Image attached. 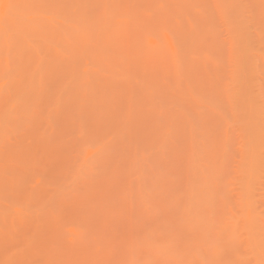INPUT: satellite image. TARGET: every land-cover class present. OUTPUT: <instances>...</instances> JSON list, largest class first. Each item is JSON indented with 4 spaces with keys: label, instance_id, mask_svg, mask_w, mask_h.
Listing matches in <instances>:
<instances>
[{
    "label": "rangeland",
    "instance_id": "1",
    "mask_svg": "<svg viewBox=\"0 0 264 264\" xmlns=\"http://www.w3.org/2000/svg\"><path fill=\"white\" fill-rule=\"evenodd\" d=\"M235 1L0 0V264L263 260L264 0Z\"/></svg>",
    "mask_w": 264,
    "mask_h": 264
},
{
    "label": "bare ground",
    "instance_id": "2",
    "mask_svg": "<svg viewBox=\"0 0 264 264\" xmlns=\"http://www.w3.org/2000/svg\"><path fill=\"white\" fill-rule=\"evenodd\" d=\"M80 1H81V0H80ZM133 1H135V0H133ZM160 1H161V0H160ZM174 1H175V0H174ZM236 1H237V0H236ZM236 1H235V2H236ZM85 2H86V1H84V3H83V7H84V8H85V6H84ZM103 2H104V1H103ZM105 2H106V0H105ZM108 2H109V0H108ZM176 2H177V0H176ZM186 2H187V1H186ZM217 2H218V1H217ZM239 2H240V1H239ZM7 3L9 4V2H7ZM140 3H142V2H140ZM162 3H163V2H162ZM215 3H216V2H215ZM226 3H229V2H226ZM226 3H225V4H226ZM232 3H233V1H232ZM19 4H20V3H19ZM80 4H81V3H80ZM125 4H126V3H125ZM164 4H165V3H164ZM168 4H169V2H168ZM207 4H208V0H207ZM209 4H210V3H209ZM220 4H221V2L219 3V6H220ZM77 5H78V4H77ZM85 5H86V4H85ZM104 5H105V3H104ZM108 5H110V3H109ZM138 5H139V3H138ZM143 5H144V3H143ZM222 5H223V4H222ZM234 5H235V4H234ZM122 6H123V5H122ZM226 6H228V4H227ZM3 7H4V6H3ZM80 7H81V6H80ZM136 7H137V5H136ZM161 7L163 8V6H161ZM161 7H160V9H161ZM222 7H223V6H222ZM231 7L233 8V6H231ZM238 7H241V5L238 6V4H237V8H238ZM8 8H9V6H8ZM75 8H76V7H75ZM105 8H106V7H105ZM144 8H145V7H144ZM144 8H143V9H144ZM156 8H157V7H156ZM179 8H180V7H179ZM3 9H4V8H3ZM9 9H10V8H9ZM108 9H109V8H108ZM165 9H167V8H165ZM212 9H213V8H212ZM214 9H215V6H214ZM216 9H217V7H216ZM223 9H224V7H223ZM234 9H235V8H234ZM4 10L6 11V9H4ZM70 10H71V9H70ZM81 10H82V9H81ZM129 10H130V8H129ZM131 10H132V9H131ZM218 10H219V9H218ZM229 10H230L231 12H233V11L231 10V8H230ZM240 10H241V8H240ZM174 11H175V10H174ZM174 11H173V14H174ZM176 11H177V9H176ZM207 11H208V10H207ZM214 11H215V10H214ZM216 11H217V10H216ZM216 11H215V12H216ZM219 11H220V10H219ZM226 11H227V9H226ZM11 12H13V11H11ZM105 12H106V11H105ZM140 12H142V11H140ZM236 12H237V11H236ZM236 12L234 11L235 15H236ZM4 13H5V12H4ZM14 13H16V12H14ZM14 13H13V14H14ZM103 13H104V11H103ZM133 13H134V12H133ZM138 13H139V12H138ZM138 13H137V14H138ZM225 13H226V12H225ZM115 14H117V13H115ZM124 14H125V13H124ZM139 14H140V13H139ZM222 14H224V12H222ZM227 14H229V16H227V17H230V13H226V15H227ZM240 14H241V12H240ZM3 15H4V14H3ZM5 15H7V14H5ZM104 15H106V14H104ZM134 15H135V14H134ZM166 15H167V14H166ZM238 15H239V11H238ZM238 15H237V17H238ZM15 16H16V14H15ZM22 16H23V15H22ZM77 16H78V15H77ZM113 16H114V15H113V12H112V13H111V17H113ZM221 16L223 17V15H221ZM1 17H2V15H1ZM11 17H12V16H11ZM44 17L46 18L47 16H44ZM50 17H53V16L50 15ZM50 17L47 18L48 21H49ZM78 17H79V16H78ZM106 17H107V16H106ZM106 17H104V19H105ZM234 17H235V16H234ZM3 18H4V17H3ZM108 18H110V17H109V14H108ZM16 19H17V18H16ZM20 19H21V18H20ZM22 19H23V17H22ZM34 19H35V17H34ZM51 19H52V18H51ZM74 19H75V17H74ZM12 20H13V19H12ZM25 20H26V18H25ZM52 20H53V19H52ZM68 20L70 21V19H68ZM76 20H77V18H76ZM76 20H75L74 23H76V24L78 25V23L76 22ZM105 20H106V19H105ZM108 20H109V19H108ZM231 20H234V19L231 18ZM238 20H239V18H238ZM238 20H237V21H238ZM241 20H242V18H241ZM2 21H3V20H2ZM2 21H1L0 23H2ZM19 21H20V20H19ZM22 21H23V20H22ZM22 21H21L20 23H22ZM32 21H33V20H32ZM62 21H63V19H61V21H60L61 24H62ZM72 21H73V19H72ZM80 21H81V20H80ZM101 21H102V19H101ZM106 21H107V20H106ZM168 21H170V20H168ZM17 22H18V21H17ZM51 22H52V21L50 20V23H51ZM66 22H67V20H64V21H63V23H66ZM110 22H111V18H110ZM166 22H167V21H166ZM234 22H235V21H234ZM241 22H242V21H241ZM67 23H68V25H69V27H70V26H71L70 23L72 24L73 22L70 21V22H67ZM87 23L89 24L90 22H87ZM103 23H105V21H103ZM51 24H55V26H56V23H51ZM82 24H84V20H83ZM91 24H92V23H91ZM108 24H109V21H108ZM111 24H112V23H111ZM159 24H160V23H159ZM175 24H176V23H175ZM178 24H179V22H178ZM239 24H240V23H239ZM31 25H32V24H31ZM33 25H34V24H33ZM72 25H73V24H72ZM85 25H86V23H85ZM100 25H101V24H100ZM104 25H105V24H102V26H101L102 30H103V26H104ZM176 25H177V24H176ZM233 25H235V24L233 23ZM26 26H27V25H26ZM36 26H37V25H36ZM55 26H54V29L56 28ZM62 26H63V25H62ZM64 26H65V25H64ZM79 26H80V24H79ZM107 26H108V25H107ZM110 26H111V25H110ZM110 26H109V28H110ZM236 26H237V25H236ZM241 26H242V24H241ZM48 27H49V26H48ZM51 27H52V29H53V25H52ZM58 27H60V26H58ZM66 27H67V25H66ZM73 27H74V26H73ZM77 27H78V26H77ZM77 27H75V28H77ZM84 27H87V26H84ZM91 27H92V26H91ZM111 27H112V26H111ZM37 28H38V30L40 29L39 27H37ZM64 28H65V27H64ZM78 28H79V27H78ZM105 28H108V27H106V25H105ZM191 28H192V27H191ZM211 28H212V27H211ZM234 28H235V27H234ZM241 28H242V27H241ZM244 28H245V27H244ZM244 28H243V31L246 33V31H245L246 28H245V29H244ZM18 29H19V28H18ZM52 29H51V30H52ZM59 29H60V31L62 30L61 28H59ZM99 29H100V27H99ZM207 29H209V28H207ZM3 30H4V29H2V31H3ZM11 30H12V29H11ZM44 30H45V29H43V31H44ZM46 30H48V29H46ZM56 30H57V29H56ZM64 30H66V29H64ZM80 30H82V29L80 28ZM113 30H114V28H113ZM193 30H194V29H193ZM27 31L29 32V30H27ZM31 31H32V30H31ZM31 31H30V32H31ZM75 31H76V30H75ZM75 31H73V32H75ZM97 31H98V29H97ZM99 31H100V30H99ZM117 31H118V30H117ZM234 31L236 32V30H234ZM247 31H248V30H247ZM254 31H255V30H254ZM3 32H4V31H3ZM13 32H14V31H13ZM13 32H12V33H13ZM21 32H22V31H21ZM85 32H86V31H85ZM91 32H92V31H91ZM91 32H90V33H91ZM94 32H95V31H94ZM239 32H240V31H239ZM239 32H238V34H239ZM12 33H11V34H12ZM17 33H18V31H17ZM19 33H20V32H19ZM44 33L47 34V32H44ZM52 33H53V30H52ZM64 33H65V32H64ZM77 33H78V32H77ZM79 33H80V31H79ZM87 33H89V31H88ZM90 33H89L88 35H90ZM100 33H101V32H100ZM120 33H121V32H120ZM240 33H241V32H240ZM245 33H244V37H245ZM23 34H24V33H23ZM23 34H21V36H22ZM54 34H55V33H54ZM62 34H63V30H62ZM65 34H66V33H65ZM96 34H97V33H96ZM115 34H116V33H115ZM235 34H236V33H235ZM238 34H237V35H238ZM258 34H259V33H258ZM9 35H10V33H9ZM27 35H28V34H27ZM27 35L24 34V40L26 39V37H27V39H28V36H27ZM51 35H52V34H51ZM51 35H50V36H51ZM63 35H64V34H63ZM81 35H82V34H81ZM86 35H87V34H86ZM101 35H104V34L102 33ZM109 35H110V34H109ZM237 35L235 36V38H237V40H238L240 37H239V35H238V36H237ZM240 35H241V34H240ZM5 36H6V35H5ZM25 36H26V37H25ZM45 36H47V35H45ZM71 36H72V35H71ZM97 36H98V35H97ZM114 36H115V35H114ZM11 37H12V36H11ZM63 37H64V36H63ZM63 37H62V38H63ZM66 37H67V36H66ZM68 37H69V36H68ZM81 37H82V36H81ZM84 37H85V35H84ZM89 37H91V36H89ZM100 37H101V36H100ZM104 37L106 38V36H104ZM107 37H108V35H107ZM126 37H127V36H126ZM255 37H256V35H255ZM3 38H4V36H3ZM22 38H23V37H22ZM47 38H48V37H47ZM64 38H65V37H64ZM74 38H75V37H74ZM87 38H88V37H87ZM94 38H95V35H94ZM96 38H97V37H96ZM96 38H95V39H96ZM231 38H232V37H231ZM245 38H247V36H246ZM250 38H251V36H250ZM12 39H13V38H12ZM14 39H15V38H14ZM27 39H26V41H25V44H26V42L30 41V39H29L28 41H27ZM39 39H40V38H39ZM4 40H5V39H4ZM10 40H11V38H10ZM60 40H61V39H60ZM83 40H84V38H83ZM86 40H87V39H86ZM104 40H105V39H104ZM237 40H236V41H237ZM248 40H249V39H248ZM251 40H253V39H251ZM2 41H3V40H2ZM15 41H16V40H15ZM42 41H45V40L42 39ZM68 41H69V40H68ZM87 41H88V40H87ZM87 41H86V42H87ZM90 41H91V44H93V43L95 42V41H93L92 39H91ZM90 41H89L88 43H90ZM92 41H93V43H92ZM108 41H109V40H108ZM236 41H235V42H236ZM246 41H247V40H246ZM6 42H7V41H6ZM6 42H5V43H6ZM30 42H31V41H30ZM49 42H50V41H49ZM49 42H48V43H49ZM79 42H80V40H79ZM127 42H128V41H127ZM140 42H141V41H140ZM12 43H14V42H12ZM18 43H19V42H18ZM28 43H29V42H28ZM48 43H46V44H48ZM61 43H62V41H61ZM64 43H65V41H64ZM69 43H70V42H69ZM98 43H99V42H98ZM114 43L116 44V42H114ZM129 43H130V42H129ZM239 43H241L240 40H239ZM247 43H248V41H247ZM14 44H15V43H14ZM30 44H31V43H29V45H30ZM70 44H71V43H70ZM70 44H69V45H70ZM94 44H95V43H94ZM229 44H230V43H229ZM232 44H234V42H233ZM15 45H16V44H15ZM29 45H28V46H29ZM63 45H64V44H63ZM66 45H67V44H66ZM117 45H119V44H117ZM19 46H20V44H19ZM32 46H33L32 48L34 49V47H36V44L33 45V43H32ZM85 46L87 47V44H86ZM152 46L154 47V44H153ZM229 46H230V45H229ZM235 46H236V48L238 47V46H237V43H236V45H234V48H235ZM61 47H62V45L60 46V50H58L59 47L56 48V50H57L56 52L60 51V53H63L62 50H61V49H62ZM71 47H72V45H71ZM74 47H76V45H75ZM78 47H79V46H78ZM83 47H84V46H83ZM94 47H95V46H94ZM156 47H158V45H156ZM7 48H8V47H7ZM15 48H16V47H15ZM37 48H38V47H37ZM172 48H173V47H172ZM232 48H233V47H232ZM236 48H235V49H236ZM4 49H5V48H4ZM17 49H19V48H17ZM21 49H22V48H21ZM48 49H49V48H48ZM54 49H55V48H54ZM76 49H77V48H76ZM85 49H86V48H85ZM98 49H99V47H98ZM108 49H109V48H108ZM228 49H229V48H228ZM35 50L37 51V49H35ZM92 50H93V49H92ZM95 50H96V48H95ZM101 50H102V49H101ZM104 50H105V49H104ZM232 50H234V49H232ZM234 51H235V50H234ZM16 52H17V50H15V53H16ZM46 52H47V51H46ZM56 52H55L54 54H56ZM80 52H81V51H80ZM35 53H36V52H35ZM40 53H41V52H40ZM85 53H86V52H85ZM88 53H89V52H88ZM230 53H232V51H230ZM233 53H235V52H233ZM236 53L238 54V51H237ZM239 53H240V52H239ZM37 54H38V55H37ZM42 54H43V53H42ZM78 54H79V53H78ZM82 54H83V52H82ZM95 54L97 55V53H95ZM107 54H108V52H107ZM3 55H4V54H3ZM5 55H6V54H5ZM17 55H19V53H18ZM17 55L15 54V56H16V60H17V62H18ZM36 55L39 56L38 51H37ZM44 55H45V54H44ZM44 55L42 56V58L44 57ZM61 55H62V54H61ZM92 55H93V54H92ZM103 55L105 56V54H103ZM230 55H231V54H230ZM232 55H233V54H232ZM239 55H241V53H240ZM239 55H238V56H239ZM19 56H20V55H19ZM94 56H95V55H94ZM112 56H113V55H112ZM238 56H237V57H238ZM242 56H243V55H242ZM242 56H241V58H242ZM57 57H58V56H57ZM96 57H98V56H96ZM232 57H234V55H233ZM39 58H41V56H40ZM44 58L47 59V57H44ZM62 58H63V57H62ZM66 58H67V57H66ZM98 58H99V57H98ZM107 58H108V57H107ZM72 59H74V57H73ZM72 59H70V60H72ZM101 59H102V57H101ZM118 59H119V58H118ZM120 59H121V58H120ZM19 60H20V58H19ZM26 60H27V58H26ZM39 60H42V59H39ZM44 60H45V59H44ZM94 60H95V59H94ZM104 60H105V59H104ZM122 60H123V59H122ZM21 61H22V60H21ZM37 61H38V60H37ZM47 61L49 62V60H47ZM107 61H108V60H107ZM19 62H20V61H19ZM19 62H18V63H19ZM38 62H39V61H38ZM45 62H46V61H45ZM48 62H46V63H48ZM235 62H236V57H235ZM0 63H1V62H0ZM36 63H37V62H36ZM41 63H43V62H41ZM41 63H39V64H41ZM95 63H96V62H95ZM121 63H122V62H121ZM175 64H176V62H175ZM22 65H23V63H22ZM125 65H126V64H125ZM233 65H234V64H233ZM241 65H242V63H241ZM28 66H29V65H28ZM46 66H47V65H46ZM100 66H101V65H100ZM242 66H244V65H242ZM242 66H241V67H242ZM17 67H18V65H17ZM33 67H34V69H35V66H33ZM33 67H32V68H33ZM179 67H180V66H179ZM19 68H20V67H19ZM41 68H42V67L40 66V69H41ZM74 68H75V67H74ZM99 68H100V67H99ZM99 68H98V71H99L98 74H99L100 71H101ZM112 68H113V67H112ZM237 68H238V67H237ZM237 68H235V69H237ZM92 69H93V71H94V68H92ZM95 69H96V68H95ZM175 69H177V66H176ZM242 69H244V68L242 67ZM17 70H18V68H17ZM37 70L40 71L38 67H37ZM177 70H178V69H177ZM177 70H176V71H177ZM10 71H11V70H10ZM32 71H33V70H32ZM96 71H97V69H96ZM102 71H103V70H102ZM237 71H239V69H237ZM240 71H241V70H240ZM244 71H245V70H244ZM83 72H84L83 76L85 75V76H84V77H85V80H86V78H87V82H88V81H89V80H88V76H86V75H87V73H86L87 71L85 70V71H83ZM242 72H243V70H242ZM10 73H11V72H10ZM28 73H29V72H28ZM78 73H79V72H78ZM95 73H96V72H95ZM177 73H178V72H177ZM233 73H234V70H233ZM237 73H238V72H237ZM240 73H241V72H240ZM243 73H244V72H243ZM8 74H9V73H8ZM29 74H31V73H29ZM35 74H36V73H35ZM80 74H81V73H80ZM102 74H103V72H102ZM63 75H64V74H63ZM76 75H77V74H76ZM89 75H90V74H89ZM108 75H109V73H108ZM225 75H226V73H225ZM7 76H8V75H6V77H7ZM28 76H30V75H28ZM101 76H102V75H101ZM243 76L245 77V73L243 74ZM1 77H2V76H1ZM32 77H33V76H32ZM74 77H75V76H74ZM229 77H230V76H229ZM12 78H13V77H12ZM14 78H16V77H14ZM79 78H80V77H79ZM94 78H95V77H94ZM231 78H232V76H231ZM235 78H236V75H235ZM5 79H6V78H5ZM5 79H4V82H5ZM24 79H25V77H24ZM24 79H23V80H24ZM28 79H29V81H31L30 78H28ZM39 79H40V77H39ZM39 79H38V80H39ZM102 79H103V78H102ZM109 79H110V77H109ZM0 80H1V79H0ZM40 80H41V79H40ZM40 80L37 81V82H40ZM58 80H59V78H58ZM79 80H80V79H79ZM82 80H83V78H82ZM8 81H9V80H8ZM26 81H27V78H26ZM26 81H25V82H26ZM93 81H94V79H93ZM95 81L97 82V80H95ZM98 81H99V80H98ZM4 82H3V83H4ZM101 82H102V81H101ZM101 82H99V83H101ZM225 82H226V81H225ZM231 82H233V81H231ZM245 82H246V86H247L246 78H245ZM245 82H244V83H245ZM17 83H18V82H17ZM23 83H24V82H23ZM32 83H33V82H32ZM48 83H49V81H48ZM48 83H47V84H48ZM66 83H67V82H66ZM89 83H90V82H89ZM97 83H98V82H97ZM97 83H96V84H97ZM114 83H115V82H114ZM0 84H1V83H0ZM67 84H68V83H67ZM67 84H66V85H67ZM231 84H232V83H229L230 86H231ZM32 85H33V84H32ZM41 85H42V84L40 83L39 87H37V88L40 89V86H41ZM66 85L64 86V88L66 87ZM94 85H95V84H94ZM25 86H26V84H25ZM58 86H59V84H58ZM107 86H108V85H107ZM227 86H228V85H227ZM10 87H11V86H10ZM54 87H55V86H54ZM83 87H84V86H83ZM225 87H226V85H225ZM225 87H224V88H225ZM0 88L2 89L1 85H0ZM29 88H30V87H29ZM29 88H28V89H29ZM58 88H59V87H58ZM227 88H228V87H227ZM11 89H12V87H11ZM28 89H27V90H28ZM39 89H38V91H39ZM73 89H74V88H73ZM225 89H226V88H225ZM25 90H26V89H25ZM36 90H37V89H36ZM40 90H41V89H40ZM42 90H43V89H42ZM53 90H54V88H53ZM61 90H62V88H61ZM98 90H99V88H98ZM229 90H230V89H229ZM92 91H94V90H92ZM115 91H116V90H115ZM34 92H36V91L34 90ZM56 92H57V91H56ZM63 92H64V90H63ZM71 92H72V90H71ZM75 92H76V90H75ZM83 92H84V90H83ZM96 92H98V91H96ZM113 92H114V91H113ZM127 92H128V91H127ZM130 92H131V91H130ZM132 92H133V91H132ZM9 93H10V92H9ZM36 93H37V92H36ZM36 93H35V94H36ZM41 93H42V92H41ZM66 93H67V92H66ZM124 93H125V92H124ZM134 93H135V92H134ZM37 94H38V93H37ZM55 94H56V93H55ZM58 94H59V93L57 92V96H58ZM103 94H104V92H103ZM15 95H16V93H15ZM59 95H60V94H59ZM129 95H130V94H129ZM228 95H229V101H230V94H229V92H228ZM37 96L40 97L41 95L38 94ZM55 96H56V95H55ZM57 96H56V98H57ZM62 96H63V95H62ZM72 96H73V94H72ZM89 96H90V95H89ZM6 97H7V96H6ZM19 97H20V96H19ZM35 97H36V96H35ZM35 97H34V98H35ZM38 97H37V100H38ZM41 97H42V96H41ZM47 97H48V96H47ZM50 97H51V96H50ZM52 97H53V95H52ZM63 97H65V95H64ZM106 97H107V96H106ZM26 98H27V96H26ZM60 98H61V97H60ZM89 98H90V97H89ZM93 98H94V97H93ZM35 99H36V98H35ZM85 99H86V98H85ZM130 99H131V98H130ZM54 100H55V99H54ZM16 101H17V100H16ZM18 101H19V100H18ZM57 101H58V98H57ZM57 101H56V102H57ZM59 101H60V100H59ZM88 101H89V99H88ZM126 101H127V100H126ZM31 102H32V101H31ZM31 102H30V103H31ZM39 102H40V100H39ZM85 102H86V101H85ZM93 102L95 103L94 100H93ZM9 103H10V102H9ZM13 103H14V99H13ZM36 103H37V102H36ZM40 103H41V102H40ZM98 103H99V101H98ZM18 104H19V102H18ZM65 104H66V103H65ZM230 104H231V103H230ZM7 105L9 106V104H7ZM231 105H232V104H231ZM13 106H14V105H12L11 107H13ZM46 106H47V104H46ZM56 106L58 107V104H56ZM84 106H85V105H84ZM11 107H10V108H11ZM21 107H23V105H21ZM27 107H28V106H27ZM60 107H61V106H60ZM68 107H69V105H68ZM74 107H75V106H74ZM76 107H77V106H76ZM78 107L80 108V106H78ZM81 107L83 108V103H82ZM86 107H87V106H86ZM88 107H89V106H88ZM91 107H93V105H91ZM32 108H33V107H32ZM32 108L30 109V112H29L30 115H31V110H32ZM55 108H56V107H55ZM65 108H66V107H65ZM96 108H97V105H96ZM96 108H95V110H96ZM24 109H25V105H24ZM35 109H36V108H35V106H34V110H35ZM45 109H46V108H45ZM58 109H59V108H58ZM127 109H128V108H127ZM159 109H160V108H159ZM9 110H10V109H9ZM9 110H8V112H9ZM13 110H14V109H13ZM28 110H29V109H28ZM56 110H57V109H56ZM93 110H94V108L92 109V111H93ZM36 111H37V109H36ZM52 111H53V110H52ZM57 111H58V110H57ZM61 111H62V110H61ZM67 111H68V110H67ZM80 111H81V109H80ZM1 112H2V110H1ZM23 112H24V111H23ZM25 112H26V110H25ZM32 112H33V111H32ZM37 112H39V110H38ZM69 112H71V111H69ZM47 113H50L49 110L47 111ZM129 113H130V112H129ZM20 114H21V113H20ZM78 114H79V113H78ZM80 114H81V113H80ZM18 115H19V114H18ZM24 115H28V113H26V114H24ZM45 115L47 116V114H45ZM11 116H12V115H11ZM38 116H39V114H38ZM40 116H42V118H43L44 115L42 114V115H40ZM69 116H70V115H69ZM71 116H72V115H71ZM73 116H74V115H73ZM128 116H129V115H128ZM15 117H16V116H15ZM80 117H81V116H80ZM185 117H186V116H185ZM185 117H184V118H185ZM9 118L11 119V117H9ZM45 119H46V121H47L49 118L45 117ZM69 119H71V118L69 117ZM77 119H78V118H77ZM20 120H21V119H20ZM37 120H38V119H37ZM80 120H81V119H80ZM127 120H128V119H126L125 121L127 122ZM187 120H188V119H187ZM189 120H190V119H189ZM30 121H31V120H30ZM30 121H29V122H30ZM15 122H16V121H15ZM25 122H26V121H25ZM27 122H28V119H27ZM115 122H116V121H115ZM115 122H114V124H115ZM126 122H124V124H125ZM47 123H48V122H47ZM82 123H83V122H82ZM3 124H5V123H3ZM17 124H18V123H17ZM43 124H44V123H43ZM50 124H51V123H50ZM90 124H91V122H90ZM124 124H123V125H124ZM21 125H22V124H21ZM30 125H31V124H30ZM48 125H49V124H48ZM5 126H6V125H5ZM9 126H10V125H9ZM24 126H25V125H24ZM93 126H94V125H92V127H93ZM28 127H29V124H28ZM28 127L26 128L27 130H28ZM48 127H49V126H48ZM83 127H84V126H83ZM83 127H82V128H83ZM92 127H90V128H92ZM115 127H116V126H115ZM121 127H122V126H121ZM123 127H124V126H123ZM8 128H9V127H8ZM8 128H7V130H9ZM43 128H44V127H43ZM118 128H119V127H118ZM189 128H190V126H189ZM11 129H12V128H11ZM11 129H10V130H11ZM7 130H6V131H7ZM13 130H14V129H13ZM38 130H39V129H38ZM47 130H48V129H47ZM77 130H79V128H77ZM190 130H191V128H190ZM51 131H52V130H51ZM51 131H49V134H50ZM83 131H84V130H83ZM192 131H193V129H192ZM1 133H2V132H1ZM1 133H0V134H1ZM3 133H6V132H3ZM11 133H12V131H11ZM80 133H82V131H81ZM120 133H122V132H120ZM192 133H194V131H193ZM196 133H197V132H196ZM223 133H224V131H223ZM223 133H222V134H223ZM227 133H228V130L226 129V134H225V135L228 137V134H227ZM9 134H10V133H9ZM222 134H221V135H222ZM39 135H40V134H39ZM39 135H38V136H39ZM47 135H48V132H47ZM86 135H87V134H86ZM168 135H170V134H168ZM198 135H199V133H198ZM186 136H187V135H186ZM188 136H189V135H188ZM201 136H202V135H201ZM5 137H7V136H4V137H2V138H5ZM40 137H42V136L40 135ZM47 138H48V137H47ZM193 138H194V137H193ZM248 138H249V137H248ZM44 139H45V138H44ZM73 139H74V138H73ZM163 139H164V137H163ZM222 139H223V138H222ZM225 139H226V137H225ZM49 140H50V139H49ZM49 140H48V141H49ZM86 140H88V139H86ZM195 140H196V139H195ZM220 140H221V139H220ZM220 140H219V141H220ZM227 140H228V138H227ZM2 141H3V140H2ZM46 141H47V140H46ZM223 141H224V140H223ZM0 142H1V139H0ZM75 142H76V140H75ZM164 142H165V141H164ZM197 142H198V141H197ZM197 142H195V143H197ZM86 143H87V142H86ZM248 143H249V145H251V144H250V140H249ZM47 144H48V143H47ZM173 144H174V143H173ZM186 145H187V140H186ZM44 146H45V145H44ZM204 146H205V144H204ZM197 147H198V146H197ZM216 150H217V149H216ZM205 153H206V152H205ZM215 153H216V151H215ZM75 154H76V153H75ZM76 155H77V154H76ZM78 156H80V154H79ZM219 157H221V156H219ZM82 158H83V157H82ZM90 158H91V157H90ZM186 158L188 159V157H186ZM84 159H85V158H84ZM88 160H89V159H88ZM91 160H93V159L91 158L90 161H91ZM193 160H194V159H193ZM75 161H76V160H75ZM187 161H188V160H187ZM188 162H189V161H188ZM94 163H96V162H94ZM94 163H93L92 165H90V162H88V165H87L88 168H91V167H92V172H93V173H95V170H94V169H95V168H94L95 165H94ZM79 164H80V163H79ZM79 164H78V165H79ZM213 164H216V162L213 163ZM93 165H94V166H93ZM102 165H103V164H102ZM192 165H194V164H192ZM198 165H200V164H198ZM198 165H197L196 167H198ZM96 166H97V165H96ZM1 167H2V166H0V169H1ZM4 167L7 168L6 166H4ZM76 167H77V166H76ZM79 167H80V166H79ZM88 168H87V170H88ZM194 168H195V167H194ZM207 168H208V167H207ZM200 169H201V167H200ZM214 169H217V167H214ZM219 169H220V170H219ZM78 170L80 171V170H82V169H78ZM194 170H195V169H194ZM203 170H204V169H203ZM218 170L220 171V174H221V172H224V170H222V167H219V166H218L217 171H216V170H215V171L218 172ZM70 171H71V170H70ZM70 171L67 172V175L70 173ZM85 171H86V168H85ZM90 171H91V170H90ZM127 171H128V170H127ZM127 171H126V172H127ZM189 171H190V170H189ZM201 171H202V170H201ZM205 171H207V169L204 170V173H205ZM76 172H77V169L75 170V172H71V174H70L71 177L73 176V175H72L73 173H74V176H75ZM87 172H88V171H87ZM107 172H108V171H107ZM128 172H129V171H128ZM65 173H66V172H65ZM200 173H201V172H200ZM82 174H83V173H82ZM86 174H87V173H86ZM86 174H85V175H86ZM127 174H128V173H127ZM186 174H188V172H187ZM191 174H192V173H191ZM3 175H4V174H3ZM83 175H84V174H83ZM83 175H82V178H83ZM89 175H90V179H89V177H88V182H89V180H90V181H91V180L93 181V180H94L93 178L95 177V175H96V177L98 176L97 172L95 173V175H92V174H89ZM101 175H102V173H101ZM189 175H190V174H189ZM221 175H222V174H221ZM74 176H73V179H74ZM87 176H88V174H87ZM91 176H92V179H91ZM128 176H129V175H128ZM192 176H193V175H192ZM194 176H196V175H194ZM199 176H200V174H199ZM219 176H220V175H219ZM124 177H126V176H124ZM187 177H188V176H187ZM68 178H69V177H68ZM222 178H224V175H222ZM222 178H220V184L222 183V181L225 180V178H224V180H222ZM70 179H71V178H70ZM85 179L87 180V177H86ZM133 180H134V178H133ZM212 180H213L212 183H216V180H217V179H215V182H214V179H212ZM77 181H78V180H77ZM79 181H80V178H79ZM83 181H84V178H83ZM137 181H138V180H137ZM185 181H186V180H185ZM185 181H184V182H185ZM210 181H211V180H210ZM75 182H76V180H75ZM135 182H136V181H135ZM91 183H92V182H91ZM110 183H111V181H110ZM128 183H129V182H128ZM72 184H73V181H72ZM112 184H113V183H112ZM181 184H182V181H181ZM195 184H196V182H195ZM195 184H194V186H195ZM218 184H219V183H217V185H218ZM222 184H223V183H222ZM88 185H89V184H88ZM191 185H192V184H191ZM191 185H190V186H191ZM197 185H198V183H197ZM223 185H224V184H223ZM225 185H226V187H225V186H224V187L227 189V184H225ZM187 186H188V184H187ZM214 186H216V185L214 184L213 187H214ZM137 187H138V185H137ZM184 187H185V186H184ZM192 187H193V185H192ZM204 187H205V186H204ZM224 187H223V188H224ZM134 188H136V187H134ZM139 188H140V186H139ZM198 188H199V187H198ZM218 188H220V190L222 189V188L220 187V185L217 186V188L214 187V190L216 189L217 194H218V192H219V194H220V192L224 191V190H222V191H218ZM181 189H182V188H181ZM115 190H116V189H115ZM136 190H137V189H136ZM138 190H140V189H138ZM144 190H145V189H144ZM144 190L142 189V194H143V195H144V193H143ZM189 191H190V190H189ZM195 191H196V190H195ZM199 191H200V190H199ZM69 192H70V191H69ZM146 192H148L147 189H146ZM205 192H206V191H205ZM227 192H228V191H227ZM227 192H225V194H227ZM111 193H112V192H111ZM128 193H129V192H128ZM137 193H139V192H137ZM109 194H110V193H109ZM190 194H191V192H190ZM192 194H193V193H192ZM192 194H191V196H192ZM119 195H120V194H119ZM138 195H139V194H138ZM140 195H141V194H140ZM188 195H189V194H188ZM221 195H222V193H221ZM221 195H220V198H217V196L215 195L216 198H217L219 201H221ZM223 195H224V194H223ZM230 195H231V194H230ZM241 195H242V194H241ZM207 196H208V195H207ZM242 196H243V195H242ZM124 197H126L125 194H124ZM130 197H131V196H130ZM152 197H153V196H152ZM192 197H194L193 199H195V195H193ZM192 197H191V199H192ZM196 197H197V196H196ZM222 197H223V196H222ZM233 197H234V196H231L230 199L233 198ZM186 198H187V197H186ZM188 198L190 199V195L188 196ZM228 198H229V197H228ZM239 198H241V197L239 196ZM243 198H244V196H243ZM247 198H248V196H247ZM105 199L107 200V198H105ZM208 199H209V198H208ZM217 199H215V200H217ZM224 199H225V198H224ZM234 199H235V198H234ZM241 199H242V198H241ZM248 199H249V198H248ZM117 200H118V199H117ZM122 200H123V199H122ZM139 200H140V199H139ZM144 200H145V197H144ZM144 200H143V201H144ZM235 200H236V199H235ZM123 201H124V200H123ZM219 201H218V202H219ZM144 202H145V201H144ZM234 202H235V201H234ZM246 202H247V200H246ZM106 203H107V201H106ZM130 203H131V202H130ZM239 203L241 204V202H239ZM248 203H249V202H248ZM248 203H247V205H248ZM104 204H105V203H104ZM143 205H144V203H143ZM215 205H216V202H215ZM245 205H246V204H245ZM129 207H130V204H129ZM146 207H147V206H146ZM217 207H218V205L216 206V208H217ZM248 207H249V205H248ZM144 208H145V206H144ZM228 208H229V207H228ZM131 209H132V208H131ZM223 209H224V208H223ZM221 210H222V209H220V210H218V211L221 212ZM226 210H227V209H226ZM20 211H21V210H20ZM107 211H108V210H107ZM130 211H131V210H130ZM148 211H149V210H148ZM215 211H217V209H216ZM231 211H232V208H231ZM133 212H134V210H133ZM151 212H152V211H151ZM225 212H226V211H225V209H224V213H225ZM227 212H230V211H227ZM249 212H250V210H249ZM186 213H187V212H186ZM215 213L217 214V212H215ZM243 213H244V212H243ZM146 214H147V212H146ZM218 214H219V213H218ZM244 214H245V213H244ZM150 215H151V213H150ZM231 215H233V214H231ZM245 215H246V214H245ZM221 216H222V215H221ZM129 217H130V216H129ZM141 217H142V216H141ZM154 217H155V216H154ZM219 217H220V215H219ZM249 217H250V216H249ZM124 218H125V216H124ZM196 218H197V217H196ZM246 218H247V216H246ZM250 218H251V217H250ZM126 219H127V217H126ZM216 219H217V218H216ZM226 219H227V218H226ZM230 219H231V217H230ZM230 219H229V221H230ZM145 220H146V218H145ZM249 220H250V219H249ZM251 220H252V222H253V219H252V218H251ZM225 221H226V220H225ZM231 221H233V220H231ZM121 222H122V220H121ZM121 222H119V224H120ZM247 222H248L247 224L249 225L250 222H249V221H247ZM222 223L224 224V222H222ZM222 223H221V224H222ZM237 223H238V222H237ZM237 223H236V224H237ZM245 223H246V222H245ZM253 223H254V222H253ZM255 223H256V222H255ZM227 224H229V223H227ZM233 224L235 225V219H234V223H233ZM121 225H122V223H121ZM161 225H162V224H161ZM217 225H219V224H217ZM230 225H231V224H230ZM248 225H246V226H248ZM131 226H132V225H131ZM178 226H179V225H178ZM208 226H209V225H208ZM222 226H223V225H222ZM237 226H238V228H239V225H237ZM255 226H256V225H255ZM190 227H192V226H190ZM220 227H221V225H220ZM203 228H204V227H203ZM221 228H223V227H221ZM236 228H237V227H236ZM248 228H249V226H248ZM250 228H251L250 230H252L253 226L250 225ZM258 228H259V227H258ZM137 229H138V228H137ZM253 229H254V228H253ZM259 229H260V228H259ZM259 229H258V230H259ZM170 230H172V229H170ZM225 230H226V229H225ZM230 230H231V232H232L233 229H230ZM244 230H245V229H244ZM246 230L248 231L247 228H246ZM256 230H257V229H256ZM0 231H1V230H0ZM134 231H135V230H134ZM154 231H155V229H154ZM216 231H217V232L219 231V232L221 233L220 230H216ZM222 231H224V230H222ZM235 231H236V230H235ZM239 231H240V230H239ZM247 231H246V232H247ZM171 232H172V231H171ZM248 232H249V231H248ZM253 232H254V230H253ZM258 232H259V231H258ZM150 233H151V232H150ZM150 233H148L149 236H150ZM165 233H166V232H165ZM238 233H239V232H238ZM249 233H250V232H249ZM1 234H2V233H1ZM160 234H162V233H160ZM251 234H252V233H250V235H249L250 238H251ZM231 235H232V234H231ZM233 235H234V234H233ZM233 235H232V238H233ZM144 236H145V234H144ZM151 236H152V233H151ZM157 236H158V235H157ZM252 236H253V234H252ZM235 237H236V236L234 235V238H235ZM253 237H254V236H253ZM253 237H252V238H253ZM196 238H197V237H196ZM221 238H222V236H221ZM230 238H231V237H230ZM135 239H136V238H135ZM204 239H205V238H204ZM219 239H220V238H219ZM153 240H154V239H153ZM140 241H141V240H140ZM148 241H149V240H148ZM124 243H125V241H124ZM204 243H205V242H204ZM222 243H223V242H222ZM248 243H249V242H248ZM0 244H1V243H0ZM138 244H139V243H138ZM155 244H159V243H155ZM254 244H255V240H254ZM254 244H253V245H254ZM150 245H151V243L149 242V246H150ZM162 245H164V244H162ZM170 245H172V244H170ZM227 245H229V244H227ZM149 246H148V247H149ZM208 246H209V245H208ZM208 246H207V247H208ZM230 246H231V245H230ZM152 247H153V246H152ZM199 247H200V245H199ZM202 247H203V246H201V248H202ZM226 247H227V246H226ZM165 248H167V247H165ZM156 250H157V249H156ZM184 250H186V249H184ZM187 250H188V249H187ZM215 250H216V249H215ZM224 250H225V248H224ZM97 251H98V250H97ZM165 251H166V250H165ZM169 251H170V250H169ZM232 251H233V250H232ZM157 252H158V251H157ZM228 252H229V251H228ZM259 252H260V251H259ZM166 253H167V252H166ZM206 253H207V250H206ZM208 253H209V252H208ZM223 253H224V252H223ZM229 253H230V252H229ZM229 253H228V254H229ZM238 253H239V252H238ZM157 254H159V252H158ZM161 254H162V253H161ZM161 254H159V255H161ZM164 254H165V253H164ZM212 254H213V253H212ZM216 254L218 255V252H217ZM216 254H215V256H216ZM262 254H263V253H262ZM121 255H122V254H121ZM129 255H130V254L128 253V256H129ZM131 255H132V254H131ZM213 255H214V254H213ZM255 255H256V254L253 253V255H252L251 257H253V256H255ZM263 255H264V254H263ZM157 256H158V255H157ZM157 256H156V257H157ZM195 256H196V255H195ZM226 256H227V254H226ZM230 256H231V254H230ZM232 256H233V254H232ZM237 256H238V255H237ZM257 256H258V255H257ZM257 256H256V258H257ZM163 257H164V256H163ZM190 257H191V256H190ZM212 257H213V256H212ZM217 257H218V256H217ZM235 257H236V256H235ZM246 257H247V256H246ZM246 257H245V258H246ZM3 258H4V257H3ZM128 258H130V257H128ZM187 258H188V257H187ZM222 258H223V257H222ZM232 258H233V257H232ZM240 258H242L243 261H244V259H245V258H243L242 256H240ZM198 259H199V254H198ZM223 259H224V258H223ZM247 259H248V258H247ZM131 260H132V259H131ZM5 261H6V259H4V262H5ZM148 261H149V260H148ZM188 261H189V260H188ZM233 261H234V259H233ZM238 261H239V258H238ZM240 261H241V260H240ZM252 261H253V259H252ZM262 261H263V262H262ZM262 261L260 260V257H259V258H257V260H256L254 263H255V264H257V263L259 264V262H262V264H264V258H263ZM2 262H3V261H2ZM175 262H176V261H175ZM165 263H167V261H166ZM181 263H182V262H181ZM249 263H250V262H249ZM1 264H2V263H1ZM5 264H9V262L6 261ZM149 264H150V263H149ZM170 264H171V263H170ZM182 264H183V263H182ZM192 264H193V263H192ZM198 264H199V263H198ZM234 264H236V262H235ZM237 264H238V263H237ZM243 264H244V263H243ZM247 264H248V262H247Z\"/></svg>",
    "mask_w": 264,
    "mask_h": 264
}]
</instances>
